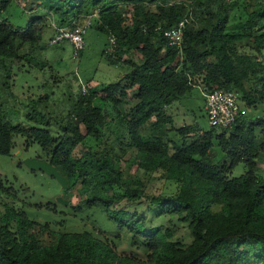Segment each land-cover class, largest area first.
<instances>
[{"label": "trees", "instance_id": "16d2710c", "mask_svg": "<svg viewBox=\"0 0 264 264\" xmlns=\"http://www.w3.org/2000/svg\"><path fill=\"white\" fill-rule=\"evenodd\" d=\"M33 1L47 15L14 27L2 17L11 0H0V85H7L9 94L16 61L36 60L31 52L20 55L19 45L36 44L49 14L57 26L72 28L86 13H96V27L107 34V26L117 41L114 54H104L107 61L130 69L99 95L95 89L79 95L73 112L65 120L58 118L64 123L55 133L50 116L38 111L27 118L40 126L12 124L5 92L0 98V155H10L15 135L24 137L26 149L37 142L47 151V161L78 183L84 204L100 206L119 230L126 229L150 253L145 260L119 255L107 237L96 238L88 230L58 232L52 243L43 244L36 222L24 210L6 205L0 216V264H264V173L257 171L254 159L264 153V124L239 112L231 128L183 126L176 129L179 138H172L173 119L166 113L193 87L233 89L247 107L264 103V0ZM128 7L132 13L126 16ZM189 15L178 60L162 30ZM134 52L143 59L133 61ZM96 98L112 111L94 106ZM111 123L115 144L109 150L84 144L87 137L100 139ZM214 140L224 155L221 162L210 154ZM80 145L83 152L76 156ZM122 162L134 172L159 171L178 184L173 195L153 196L150 202L161 215L187 223L189 244L171 240L161 227L146 229V217L140 214L114 209L122 200L136 201L144 194L137 187L143 185L141 179L125 174ZM239 162L246 170L231 176ZM117 189L121 192H113ZM7 191L0 181V192Z\"/></svg>", "mask_w": 264, "mask_h": 264}, {"label": "rangeland", "instance_id": "374dc122", "mask_svg": "<svg viewBox=\"0 0 264 264\" xmlns=\"http://www.w3.org/2000/svg\"><path fill=\"white\" fill-rule=\"evenodd\" d=\"M186 3L188 4V1ZM35 5L33 0H11L2 17L14 27H25L31 19L47 15L43 9L36 10ZM125 11L126 16L132 13L130 7ZM89 15L91 14L86 13L79 23H82ZM49 17L36 44L19 45L20 55L31 52L36 60H32L31 63L27 60L16 61L17 67L10 78L12 93L9 94L7 85L1 84L0 98L5 92L8 94L5 96L8 102L5 103L4 108L12 124H21L24 127L40 126L27 118L28 113L38 111L50 116V129L55 133L64 123L58 118L63 117L65 120L67 115L73 112L79 95L88 94L91 89H95L96 94L99 95L104 86L122 79L130 66L122 62L114 65L107 61L104 55V50L108 46L107 34L96 27L97 21L94 19H92V25L83 33L84 47L77 57H74L73 47L69 41L62 40L57 44H51L49 40L58 22L50 14ZM190 18L189 15L186 20ZM240 50L251 52L247 48ZM131 59L139 62L143 57L134 52L131 54ZM82 86L85 87V91H82ZM201 91H203L202 87H193L167 107L166 113L173 119L169 130L172 138L174 136L179 138L176 129L183 126L196 125L200 130L210 129ZM5 97L3 95L1 100ZM40 97L41 99L38 100ZM133 104L135 100H132L129 105ZM93 105L109 113L112 111L109 103L98 98L93 100ZM239 108L245 118L260 119L264 124V103L247 107L242 103L239 95ZM72 118L74 119L75 116ZM56 121L58 123L54 124ZM113 127L114 124L111 123L107 129H103L100 139L87 137L84 144L90 145L99 152L109 150L115 144V135L111 132ZM13 142L14 148L10 155H0V181L8 187L7 192H0V216L6 205L12 206L15 210H24L27 216L36 222L35 230L39 241L43 244L52 243L58 232L88 230L96 238L107 237L119 255L129 254L141 260L147 259L150 251L140 245L138 238L131 240L130 233L126 229L119 230L100 206L88 207L83 203L81 199L84 195L80 196L78 183L72 184L69 181L67 188L63 189L54 177L41 171H31L23 164L25 158L47 161V151L40 144L32 142L26 149L24 137L21 135H15ZM83 146L77 147L76 156L82 154ZM210 154L216 161L224 160V155L215 140ZM126 157L123 156V158ZM254 159L258 165L257 171L264 173V153L259 152ZM121 166L125 174L130 172L138 175L143 185L137 187L142 188L144 194L136 201L124 199L115 204L114 209L140 214L146 217V229L161 227L171 233V240L181 241L184 245L189 244L191 236L187 223L177 220L176 216L161 215L160 209L150 202L153 196L173 195L178 189V184L164 178L159 171L134 172L133 169H127L124 162ZM245 170V164L239 162L230 175L238 176ZM113 192H121V190L117 189ZM60 197L68 200V203L65 205L58 202ZM213 209L218 210L219 206H214ZM44 224H46L45 228L39 230V225Z\"/></svg>", "mask_w": 264, "mask_h": 264}, {"label": "built area", "instance_id": "2783aa9c", "mask_svg": "<svg viewBox=\"0 0 264 264\" xmlns=\"http://www.w3.org/2000/svg\"><path fill=\"white\" fill-rule=\"evenodd\" d=\"M96 13L86 17L82 23H76L72 28L65 26H56L55 32L50 38L51 44H57L62 40H67L73 47V55L77 57L79 51L84 47L83 33L92 25V19L96 18ZM186 19H181L170 27L163 29L162 34L170 47H174L177 51L178 60H182V35ZM157 30H161L158 26ZM108 46L104 53L108 55L114 54L116 51L117 41L114 33L106 26ZM82 91L85 87L82 86ZM204 97V110L211 127L227 129L231 128L235 123L239 112V94L233 89L214 88L201 91Z\"/></svg>", "mask_w": 264, "mask_h": 264}, {"label": "water", "instance_id": "95a60500", "mask_svg": "<svg viewBox=\"0 0 264 264\" xmlns=\"http://www.w3.org/2000/svg\"><path fill=\"white\" fill-rule=\"evenodd\" d=\"M19 153L20 150L18 154ZM23 164L31 171H41L48 176L54 177L63 189L67 188V183L69 182L68 177L62 174V172L58 168L51 165L48 161L38 158H25L23 160ZM58 202L66 205L68 203V200H64L60 197L58 198Z\"/></svg>", "mask_w": 264, "mask_h": 264}, {"label": "clouds", "instance_id": "9594fccd", "mask_svg": "<svg viewBox=\"0 0 264 264\" xmlns=\"http://www.w3.org/2000/svg\"><path fill=\"white\" fill-rule=\"evenodd\" d=\"M52 37V36H51Z\"/></svg>", "mask_w": 264, "mask_h": 264}]
</instances>
